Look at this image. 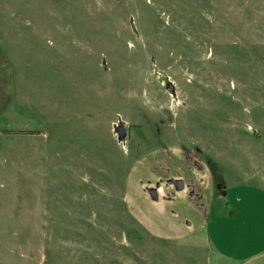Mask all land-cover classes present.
Listing matches in <instances>:
<instances>
[{"label":"rangeland","instance_id":"1","mask_svg":"<svg viewBox=\"0 0 264 264\" xmlns=\"http://www.w3.org/2000/svg\"><path fill=\"white\" fill-rule=\"evenodd\" d=\"M0 47V264L264 263V0H0Z\"/></svg>","mask_w":264,"mask_h":264},{"label":"crops","instance_id":"2","mask_svg":"<svg viewBox=\"0 0 264 264\" xmlns=\"http://www.w3.org/2000/svg\"><path fill=\"white\" fill-rule=\"evenodd\" d=\"M13 76L14 75H13V69L11 67V64L6 57V54L3 52V49L0 47V83L1 84H3V82L6 83L7 89H11L12 84H13L12 83L13 82ZM4 102H5V98H4ZM7 104H6V106H7ZM158 188H157V191H158ZM164 199L170 200V199L165 198V197H164ZM157 201H159V199ZM157 201H154V202H157ZM255 259H256V257L247 258L245 260H241L240 264H264V263L256 262Z\"/></svg>","mask_w":264,"mask_h":264},{"label":"water","instance_id":"3","mask_svg":"<svg viewBox=\"0 0 264 264\" xmlns=\"http://www.w3.org/2000/svg\"><path fill=\"white\" fill-rule=\"evenodd\" d=\"M170 93H173L174 91L172 88L168 89ZM120 126L115 128V131L117 133V139L119 142H124L126 138V130L124 127V123L119 121ZM168 184L174 186V189L176 192L183 191L185 189V182L182 179H170L167 181ZM159 187V183L154 188H148L147 192L150 196V199L153 201H157L159 199L157 188Z\"/></svg>","mask_w":264,"mask_h":264}]
</instances>
